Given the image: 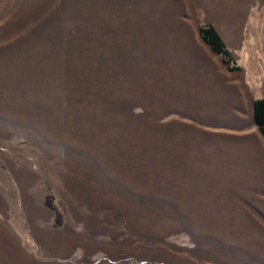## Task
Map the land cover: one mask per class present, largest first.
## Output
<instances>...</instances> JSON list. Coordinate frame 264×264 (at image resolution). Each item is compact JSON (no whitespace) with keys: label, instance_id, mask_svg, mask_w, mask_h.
<instances>
[{"label":"rangeland","instance_id":"obj_1","mask_svg":"<svg viewBox=\"0 0 264 264\" xmlns=\"http://www.w3.org/2000/svg\"><path fill=\"white\" fill-rule=\"evenodd\" d=\"M257 99L264 0H0V264H264Z\"/></svg>","mask_w":264,"mask_h":264},{"label":"trees","instance_id":"obj_2","mask_svg":"<svg viewBox=\"0 0 264 264\" xmlns=\"http://www.w3.org/2000/svg\"><path fill=\"white\" fill-rule=\"evenodd\" d=\"M200 34L202 35L203 39L213 48V50L224 60L229 61L230 56L226 49H224L220 36L218 35L217 31L214 27L202 24L199 27ZM255 110V118L258 123L264 125V100L257 99L254 105ZM52 208L55 209L57 215V222L61 224L62 222V215L57 210V208L52 205Z\"/></svg>","mask_w":264,"mask_h":264},{"label":"bare ground","instance_id":"obj_3","mask_svg":"<svg viewBox=\"0 0 264 264\" xmlns=\"http://www.w3.org/2000/svg\"><path fill=\"white\" fill-rule=\"evenodd\" d=\"M209 83V82H208ZM217 84V80H215V82L214 81H212V87H214L215 85ZM216 88H217V85H216ZM245 105H244V103H243V107H244ZM240 109H242V105H240ZM237 145H239V148H240V142L239 143H237ZM233 156V155H232ZM245 158V157H244ZM197 163H199V162H197ZM220 164H222V163H220ZM197 166H199V165H197ZM224 167V170H225V172L226 171H233V169L236 167V165H233V163H229L228 165H225V166H223ZM244 169V168H243ZM217 171V170H216ZM218 172V171H217ZM240 176L241 177H243V174H245V173H242L241 171H240ZM262 179L264 180V175L262 176ZM262 180V181H263ZM261 183V182H260ZM263 187H264V184H263ZM262 187V188H263ZM261 247V246H260Z\"/></svg>","mask_w":264,"mask_h":264},{"label":"crops","instance_id":"obj_4","mask_svg":"<svg viewBox=\"0 0 264 264\" xmlns=\"http://www.w3.org/2000/svg\"><path fill=\"white\" fill-rule=\"evenodd\" d=\"M254 107V106H253ZM246 112V111H245ZM253 112H254V114H255V110H254V108H253ZM255 117V116H254ZM244 120V119H243ZM255 121H256V118H255ZM260 152L262 151L261 149H258ZM258 151V152H259ZM255 156H256V154H255ZM256 168H258V163H257V165H256ZM260 168V170L257 172V173H260L261 175H262V173H263V167L262 166H260L259 167Z\"/></svg>","mask_w":264,"mask_h":264}]
</instances>
